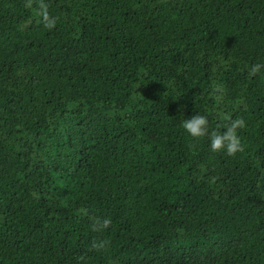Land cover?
Masks as SVG:
<instances>
[{
	"label": "trees",
	"instance_id": "1",
	"mask_svg": "<svg viewBox=\"0 0 264 264\" xmlns=\"http://www.w3.org/2000/svg\"><path fill=\"white\" fill-rule=\"evenodd\" d=\"M0 264H264V0H0Z\"/></svg>",
	"mask_w": 264,
	"mask_h": 264
},
{
	"label": "clouds",
	"instance_id": "2",
	"mask_svg": "<svg viewBox=\"0 0 264 264\" xmlns=\"http://www.w3.org/2000/svg\"><path fill=\"white\" fill-rule=\"evenodd\" d=\"M29 6V5H26ZM38 14L42 16L45 27L52 28L56 19L50 17L47 11L46 5L43 3L39 7ZM261 68V65L254 64L250 68L251 74H256ZM215 91H218L223 95V89L217 86ZM181 126L184 131L192 138H208L209 149L213 153L224 152L228 156H235L237 153L243 151L240 136L238 135L239 130L246 127V121L242 117L230 119L229 122L224 126L222 131L210 130L209 120L206 115L197 112L188 118H183ZM111 221L104 218L102 221H97L95 227L103 229L110 225ZM94 248H103V242H94Z\"/></svg>",
	"mask_w": 264,
	"mask_h": 264
}]
</instances>
